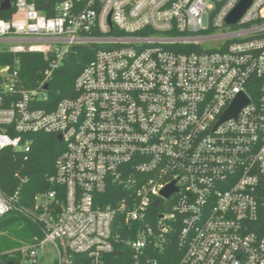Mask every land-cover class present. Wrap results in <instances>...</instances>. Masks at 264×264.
<instances>
[{
	"label": "built area",
	"instance_id": "1",
	"mask_svg": "<svg viewBox=\"0 0 264 264\" xmlns=\"http://www.w3.org/2000/svg\"><path fill=\"white\" fill-rule=\"evenodd\" d=\"M241 1L64 0L49 16L0 0V53L14 56L0 64V152L27 159L39 132L63 144L33 205L0 188V217L42 232L7 252L16 264H165L172 245L173 264H264V0L228 23ZM75 46L95 55L52 107L49 81ZM20 53L48 60L38 87Z\"/></svg>",
	"mask_w": 264,
	"mask_h": 264
},
{
	"label": "trees",
	"instance_id": "2",
	"mask_svg": "<svg viewBox=\"0 0 264 264\" xmlns=\"http://www.w3.org/2000/svg\"><path fill=\"white\" fill-rule=\"evenodd\" d=\"M64 0H38V8L45 11L47 15L54 14V6ZM94 46H75L67 55L63 64L54 71L52 79L49 81V100L54 107L61 99L74 96V84L78 75L84 67L93 59L95 55ZM21 73L25 79L27 87H38L43 80L44 72L48 67V60L41 53H20ZM14 62L11 53H0V64ZM32 151L27 159L21 151H14L6 148L0 152V188L6 194H14L17 190L21 192V200L25 205L31 206L35 202L36 196L51 188L49 177L55 172V162L63 150V144L58 138V134L39 132L32 135ZM259 202V216L264 230V179L257 190ZM22 219L26 222V227L33 236H42L40 227L30 217L25 214H13L0 221V243L2 241V231H5L6 224L11 220ZM175 246H169L164 258L165 264H173L178 258H172ZM17 263V258L11 257L7 252H3L0 246V264ZM110 264H133L131 258L124 253L113 256Z\"/></svg>",
	"mask_w": 264,
	"mask_h": 264
},
{
	"label": "rangeland",
	"instance_id": "3",
	"mask_svg": "<svg viewBox=\"0 0 264 264\" xmlns=\"http://www.w3.org/2000/svg\"><path fill=\"white\" fill-rule=\"evenodd\" d=\"M209 46V43L205 44ZM2 45H0V48ZM14 213H7L5 216L0 217V221L6 219L9 216H13ZM5 231H2V241L0 246L3 252L11 251L24 243L31 241L30 233L27 230L26 222L22 219L11 220L6 224ZM47 264V263H45Z\"/></svg>",
	"mask_w": 264,
	"mask_h": 264
},
{
	"label": "water",
	"instance_id": "4",
	"mask_svg": "<svg viewBox=\"0 0 264 264\" xmlns=\"http://www.w3.org/2000/svg\"><path fill=\"white\" fill-rule=\"evenodd\" d=\"M253 0H242L237 7L231 12V14L227 18V22L230 24L236 23L245 10L249 7V5L252 3ZM9 7V2L7 1L4 5L3 8H8ZM48 86H45V89H47ZM249 101L248 96L241 92L235 101L233 102L232 106L227 110V112L222 116V120L229 118V117H237L240 109ZM59 139L62 140V136L59 135ZM174 190V186L170 185L164 192L167 196L170 195V193Z\"/></svg>",
	"mask_w": 264,
	"mask_h": 264
}]
</instances>
